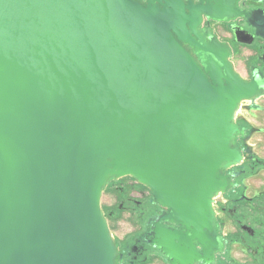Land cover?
I'll use <instances>...</instances> for the list:
<instances>
[{"label":"water","instance_id":"1","mask_svg":"<svg viewBox=\"0 0 264 264\" xmlns=\"http://www.w3.org/2000/svg\"><path fill=\"white\" fill-rule=\"evenodd\" d=\"M164 1L0 0V264H116L110 178L148 186L192 238L211 228L235 111L258 90Z\"/></svg>","mask_w":264,"mask_h":264},{"label":"flooded vegetation","instance_id":"2","mask_svg":"<svg viewBox=\"0 0 264 264\" xmlns=\"http://www.w3.org/2000/svg\"><path fill=\"white\" fill-rule=\"evenodd\" d=\"M133 1L143 7L165 4ZM228 1L178 0L185 15L189 8L197 15L194 32L185 25L194 42L216 48L229 70L258 90L240 102L234 117L231 148L239 160L221 172L226 185L212 200L211 228L200 227L192 238L194 229L172 220L148 186L130 176L110 178L102 191L110 205L103 207L100 199V208L116 246V264H264V0H235V14L224 11L221 15L231 17L220 20L199 11ZM181 46L202 67L199 55L208 54Z\"/></svg>","mask_w":264,"mask_h":264},{"label":"rangeland","instance_id":"3","mask_svg":"<svg viewBox=\"0 0 264 264\" xmlns=\"http://www.w3.org/2000/svg\"><path fill=\"white\" fill-rule=\"evenodd\" d=\"M109 195L107 192H103L102 194V198H101V204L103 207H108L110 204H109ZM105 209V208H104ZM128 225V223L126 224Z\"/></svg>","mask_w":264,"mask_h":264},{"label":"bare ground","instance_id":"4","mask_svg":"<svg viewBox=\"0 0 264 264\" xmlns=\"http://www.w3.org/2000/svg\"><path fill=\"white\" fill-rule=\"evenodd\" d=\"M238 110H239V105H238L237 110L235 111L234 117L236 116Z\"/></svg>","mask_w":264,"mask_h":264}]
</instances>
